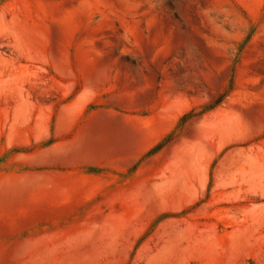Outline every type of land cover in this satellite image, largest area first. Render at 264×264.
Returning a JSON list of instances; mask_svg holds the SVG:
<instances>
[{"label":"rangeland","instance_id":"374dc122","mask_svg":"<svg viewBox=\"0 0 264 264\" xmlns=\"http://www.w3.org/2000/svg\"><path fill=\"white\" fill-rule=\"evenodd\" d=\"M0 264H264V0H0Z\"/></svg>","mask_w":264,"mask_h":264}]
</instances>
